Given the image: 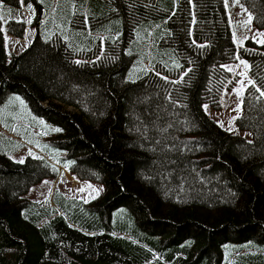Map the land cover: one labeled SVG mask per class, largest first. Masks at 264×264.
<instances>
[{
    "label": "trees",
    "instance_id": "16d2710c",
    "mask_svg": "<svg viewBox=\"0 0 264 264\" xmlns=\"http://www.w3.org/2000/svg\"><path fill=\"white\" fill-rule=\"evenodd\" d=\"M1 1L34 36L8 58L0 21V264H264V44L236 46L225 0ZM240 1L264 30V0ZM236 60L250 142L203 110ZM21 98L59 130L15 162ZM59 168L103 192L25 198Z\"/></svg>",
    "mask_w": 264,
    "mask_h": 264
},
{
    "label": "rangeland",
    "instance_id": "374dc122",
    "mask_svg": "<svg viewBox=\"0 0 264 264\" xmlns=\"http://www.w3.org/2000/svg\"><path fill=\"white\" fill-rule=\"evenodd\" d=\"M227 13L229 17L232 35L237 47L244 45L246 41H252L255 44H264V30L256 29L251 23V14L241 4L240 0H225ZM10 19L28 21V14L21 6L15 7L4 4L0 0V21L1 28L5 38V48L8 58L12 54L22 52L32 41L34 30L28 27L22 38H15L7 33V23ZM224 69L229 73V81L225 85L220 98V109L214 110L208 104L203 105V110L207 117L213 120L220 128L226 132L251 141V135L248 132L239 131L235 122L241 114V101L246 88L252 83L248 73L247 65L242 60L224 65ZM206 106V107H205ZM19 114L27 119H34L37 126L21 137V129L17 128L12 132L15 139L21 142L26 140L24 146L19 149L11 159L15 162H22L27 157H38L43 153L55 152L53 146L44 151L42 147L34 145L45 141V139L54 130H59L54 125L46 122L41 117H36L26 108V102L21 98ZM71 110V108H69ZM3 126V125H2ZM104 187L101 184L81 181L76 179L65 169L59 168L55 178L43 179L38 184L32 186L25 198L39 202L42 205L51 204V198L55 191L61 193L66 198H72L88 202L103 192Z\"/></svg>",
    "mask_w": 264,
    "mask_h": 264
},
{
    "label": "snow or ice",
    "instance_id": "6c2138e0",
    "mask_svg": "<svg viewBox=\"0 0 264 264\" xmlns=\"http://www.w3.org/2000/svg\"><path fill=\"white\" fill-rule=\"evenodd\" d=\"M29 7H30V5H29ZM258 90H259V89H258ZM261 95L264 96V92H261ZM205 107H206V106H205Z\"/></svg>",
    "mask_w": 264,
    "mask_h": 264
},
{
    "label": "crops",
    "instance_id": "0c3cea01",
    "mask_svg": "<svg viewBox=\"0 0 264 264\" xmlns=\"http://www.w3.org/2000/svg\"><path fill=\"white\" fill-rule=\"evenodd\" d=\"M257 45H260V44H257Z\"/></svg>",
    "mask_w": 264,
    "mask_h": 264
}]
</instances>
